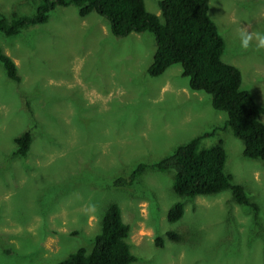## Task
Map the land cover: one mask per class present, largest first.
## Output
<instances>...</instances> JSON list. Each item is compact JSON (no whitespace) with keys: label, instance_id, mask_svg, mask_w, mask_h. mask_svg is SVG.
<instances>
[{"label":"rangeland","instance_id":"obj_1","mask_svg":"<svg viewBox=\"0 0 264 264\" xmlns=\"http://www.w3.org/2000/svg\"><path fill=\"white\" fill-rule=\"evenodd\" d=\"M38 2L0 0V14L31 15ZM157 2L144 0L160 17ZM208 15L224 40L222 60L264 107V0H209ZM0 48L20 78L8 79L0 64V264H55L78 248L88 253L110 202L129 225L131 264H264V164L241 155L242 142L222 127L224 113L189 89L179 65L147 74L152 33L116 37L106 18L57 6L43 24L0 33ZM214 127L202 145L222 142L225 170L256 213L222 191L182 199L183 216L171 223L166 211L181 200L172 171L147 168L130 185H112ZM26 129L29 150L14 156L12 138Z\"/></svg>","mask_w":264,"mask_h":264},{"label":"trees","instance_id":"obj_2","mask_svg":"<svg viewBox=\"0 0 264 264\" xmlns=\"http://www.w3.org/2000/svg\"><path fill=\"white\" fill-rule=\"evenodd\" d=\"M209 0H158L160 17L146 10L144 0H39L31 15L12 11L8 17L0 14V33L5 37L16 35L28 24H43L57 6L74 5L78 16L96 13L107 19L109 30L116 37L132 32L148 31L153 34L155 50L146 69L151 77L162 75L170 66L181 67V75L187 77L188 87L203 91L210 97L214 110L224 113L222 127L228 129L243 145L241 155L257 159L264 164V115L253 95L241 87L240 70L222 60L224 40L216 24L208 15ZM0 64L8 79L18 83L15 63L0 48ZM211 132H203L155 162L138 163L126 176L113 180L114 187L130 185L147 168L158 172L172 171L173 194L181 198L166 211L169 222L179 221L184 213L182 199L199 195H213L229 191L234 203L258 211L244 187L232 182L225 170L226 151L221 141L209 146L202 141ZM32 141L29 129L12 138L14 156H26ZM129 225L121 219L120 209L110 202L103 212L100 231L93 238V246L87 253L78 248L74 253L55 264H131L137 256L130 251L127 237ZM170 240L177 241L180 235L167 231ZM157 246L163 241L155 238Z\"/></svg>","mask_w":264,"mask_h":264}]
</instances>
